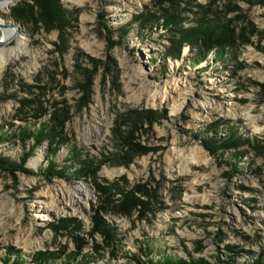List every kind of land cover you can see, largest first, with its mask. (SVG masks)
<instances>
[{
  "label": "rangeland",
  "instance_id": "rangeland-1",
  "mask_svg": "<svg viewBox=\"0 0 264 264\" xmlns=\"http://www.w3.org/2000/svg\"><path fill=\"white\" fill-rule=\"evenodd\" d=\"M11 3L0 264H264V0ZM206 10L233 31L224 55L169 54ZM55 114L64 140L38 144Z\"/></svg>",
  "mask_w": 264,
  "mask_h": 264
},
{
  "label": "trees",
  "instance_id": "trees-1",
  "mask_svg": "<svg viewBox=\"0 0 264 264\" xmlns=\"http://www.w3.org/2000/svg\"><path fill=\"white\" fill-rule=\"evenodd\" d=\"M23 11L24 10L21 8H15L13 11H11V14L14 17V19L21 20L24 19L25 16ZM163 20L166 26L171 27L173 23L182 24L183 19L181 15H176L170 12V13H166V16L164 17ZM190 24H191L190 27L180 26V30H178L179 37L177 38V42L176 44L173 45L169 54L174 56H179L183 44H190V46H194V47L200 44L199 47L201 48V50L199 56L201 58L203 54L208 53L211 49L215 50L217 56L221 58L226 51V47L233 44L234 40L232 36V32H233L232 29H230L227 26V24L220 18V16L214 14L211 11H207V10L203 11L201 16L192 20V23ZM50 119L51 120L44 123V126H42L41 129L38 128L34 132V136L38 144H40L42 141L47 139L53 143L58 137L61 141L64 140L63 135L61 133L56 132V130L53 128L54 126L53 122H55V120H58V116H56L55 114ZM120 128L121 127L115 128L116 138L119 140L117 144L119 143L122 144L120 140L122 139L123 135L120 131ZM123 137L126 139L125 136ZM129 138L131 137L129 136ZM240 141H241L240 137L235 136L234 138H230V139L228 138L226 143L223 142L221 144L218 143L219 145L217 147L221 148V147L231 146L233 144L237 145ZM252 145L259 152L264 153V141L262 142L257 141L255 143H252ZM118 148H122V147L118 146ZM83 164H86V160H83ZM79 172L81 173V171ZM111 189H113V187L108 188V190H110V194L113 195V190ZM116 190L122 192V188L120 187H118ZM122 194H124L125 206L131 207L133 200L136 199V196L133 194V192L125 193L123 191ZM103 201L104 202L107 201L108 203H111L110 198H107ZM38 260L42 263L44 262L43 258L39 257ZM251 264H262V262L259 261Z\"/></svg>",
  "mask_w": 264,
  "mask_h": 264
},
{
  "label": "bare ground",
  "instance_id": "bare-ground-1",
  "mask_svg": "<svg viewBox=\"0 0 264 264\" xmlns=\"http://www.w3.org/2000/svg\"><path fill=\"white\" fill-rule=\"evenodd\" d=\"M12 0H2L0 2V7H4L5 5L12 4ZM8 8V7H7ZM4 21V19L2 18ZM1 37H9L10 35L13 34V30L8 29V28H2L1 29ZM9 41L6 45L0 48V72L2 68L4 67L5 63H7L12 57L18 54V52L22 51V46L20 47L19 45L16 47H9ZM24 44V43H23ZM82 189V188H81Z\"/></svg>",
  "mask_w": 264,
  "mask_h": 264
},
{
  "label": "water",
  "instance_id": "water-1",
  "mask_svg": "<svg viewBox=\"0 0 264 264\" xmlns=\"http://www.w3.org/2000/svg\"><path fill=\"white\" fill-rule=\"evenodd\" d=\"M2 0H0L1 2ZM14 2L16 0H13ZM2 15L0 14V29L2 28H14L16 30V33L10 35L9 37L2 38L1 33H0V48L6 45L11 39H14L17 35V29H18V24H15L14 22L12 23H7L6 21L2 20ZM21 26V25H20Z\"/></svg>",
  "mask_w": 264,
  "mask_h": 264
}]
</instances>
